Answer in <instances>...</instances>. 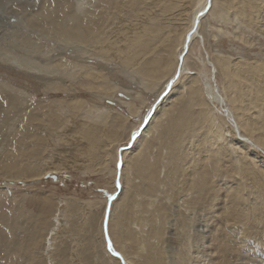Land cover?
Here are the masks:
<instances>
[{"label":"bare ground","instance_id":"6f19581e","mask_svg":"<svg viewBox=\"0 0 264 264\" xmlns=\"http://www.w3.org/2000/svg\"><path fill=\"white\" fill-rule=\"evenodd\" d=\"M186 1L0 0V146L6 142L7 149L10 144L9 155L0 162V179L6 185L34 186L47 174L59 173L60 165L54 164L33 171L27 157L45 150V159H54L49 150L65 141L69 125L79 117L96 121L115 138L118 131L128 130L124 144L118 138L104 141L100 156L107 164L113 144L115 162H120L117 181L112 182L120 193L111 203L102 200L95 239L88 233L89 248L103 264L264 263L259 261L264 249V0H239L235 19L229 16L227 0ZM158 6L163 9L151 17ZM158 18L168 23L159 27ZM234 20L240 30L237 37L252 57L238 52L232 59L219 47L220 27ZM242 31L256 39H245ZM196 41L204 57L198 53L197 64L189 66V56L198 50ZM117 72L129 79L131 89L111 82ZM13 75L23 84L17 85ZM121 90L129 101L117 103L126 114L109 106L97 108V100H114ZM172 94L179 108L167 134L157 116ZM40 97L45 104L36 101ZM150 98L154 102L149 106ZM155 123L153 140L159 148L170 147L161 155L173 157L162 158L161 178L146 155L150 146H143V157L134 159V167L148 177L150 193L158 197L159 206L149 211L155 215L159 210L163 217L155 226L149 215L142 220L134 230L143 233L151 227L144 236L133 233L125 215L115 209L124 190L127 155ZM196 129L206 131L203 140L211 136L204 148L209 158L186 174L176 162L183 156V137ZM134 133L138 137L127 149ZM255 173L261 187L247 188L248 175ZM51 195L44 193L40 211L29 217L26 197L15 193L11 211L0 217L7 232L0 241L8 252L22 253L24 264H45L63 212L57 208L52 214ZM255 215L261 220L256 222ZM85 218L91 229L92 213ZM253 229L259 236L250 243ZM109 240L119 257L108 250ZM8 252L3 256L17 264Z\"/></svg>","mask_w":264,"mask_h":264},{"label":"rangeland","instance_id":"374dc122","mask_svg":"<svg viewBox=\"0 0 264 264\" xmlns=\"http://www.w3.org/2000/svg\"><path fill=\"white\" fill-rule=\"evenodd\" d=\"M218 1L222 2L221 0ZM238 1L239 0L226 1L227 2L226 6L229 7V11H228L229 16H231L234 19H235V17L233 16L234 11L238 10L241 6ZM186 2L189 3V0H187ZM162 9H163L162 6L155 7L151 17L155 16V13L159 14V12H161ZM159 21L162 23L159 27H163L166 25L165 23H168L166 20H162V19H159ZM236 24L237 22L234 20V21H230L229 25L227 24L225 26L223 25L220 27L222 38H220L219 47L223 51V53L227 54L232 59L237 58L238 52L239 53L243 52L244 54L247 55V57L248 56L252 57L251 53L244 51L245 45L237 37L240 30ZM243 28L244 27H242V29ZM242 32H243L242 35H244L245 39H249L250 36H251L250 39L252 40L256 39L254 34L250 33L249 35L248 31L245 32L242 31ZM201 37L203 38L202 34ZM196 47L198 50H194L193 53L188 58L189 66L194 65V63L197 64L196 55H198V53L199 54L201 53L200 58L204 57L200 45H198L197 41H196ZM254 51H256V48H254ZM206 69L209 68L206 67ZM186 70L192 74L191 76H196L195 72H191L189 69ZM0 73H4V72L0 70ZM183 75L186 76L187 73ZM110 78H111V82H113L115 86L119 88L121 87L123 88V90L127 88L131 89L133 87L132 85L129 84L128 81L129 79L126 78L122 73L118 74L117 72V74L111 75ZM11 79L17 85L23 84L22 83L23 79L19 75L18 76L13 75ZM217 85L220 86L218 81H217ZM220 89L222 95L225 97V94L223 93L221 87ZM123 90H121L122 92L121 91L117 92L114 100H100V101L97 100L98 103L97 108L101 110V107L109 106L112 109H116L117 111L122 112L123 108L120 105H118L117 100L118 101L123 100L126 102L129 101V98L124 95ZM44 99H45L44 97L43 98L40 97L36 99V101L43 102ZM177 99H178L177 95L172 94L167 99V101L163 103L161 113H159L157 116L159 123H161V125L163 124L166 126L169 125L163 128V131L165 133L168 127H170L173 124L175 125L176 123V116H177L176 113L179 108V105H176ZM153 102L154 100L150 98L149 106L152 105ZM43 104H45V102H43ZM147 106L144 108L142 115L147 112ZM229 110L232 111L230 108ZM163 111H166V115L161 116L162 113H164ZM124 114H126V111L124 112ZM156 125L158 124L156 123L153 124V128L151 129L150 133H148L147 136L143 138L141 144L133 148L130 151V153H128L127 155L126 160L128 164L126 168L125 181L123 182L124 190H123V194L120 196V200L118 201V206L115 209L117 215L119 212H122L125 215V220L128 223L133 233L141 234L144 236L148 234L147 229L151 227L148 226V228H146L143 233L141 231L139 233L135 231L136 227L140 226L142 220H149V216H150V219L152 222L154 221V226H155V223L160 222L163 217L161 214L157 213L159 212V210L155 212V215L154 213H151L149 211V210L153 211L154 208L159 206L158 197H155L156 196L155 194L152 195V193H150L151 191L149 190L148 177L144 174H141L142 172L139 173V169L134 167V162L136 161L134 159H136L137 156L143 157V151L145 147L150 146L151 147L149 148L150 151L147 152L146 155L148 158H150L149 163L151 165L155 162L153 166L155 165L154 167H156L155 168L156 174L161 178L164 175L163 173L159 174L162 166V158L166 159V161H169L170 158L173 157V155L172 156L169 155L168 152L164 155H161L160 151L166 150L167 148L170 149V147L166 145L167 147L163 146L165 147L164 149L159 148V145L157 146V144L153 140L152 136H154L153 133L157 128ZM195 133L200 137L198 138L193 136V134ZM205 133L206 131L204 129L203 130L196 129V131L193 132L192 134H190L189 131L183 137L184 140H182L179 150V152H182L183 156L180 158V161L176 162V164L177 165L180 164L183 167V170L185 171L186 174L189 173L192 169L201 166L203 163H205V160L209 158L207 154L204 152V148L207 147V144L205 143L208 139L211 140V136H208L206 140L201 139V137H203ZM65 135H66L65 141L61 142L59 147H56L53 150H49L48 152V155L52 156V158L54 159H48V158L45 159V150L43 153L42 151L41 152L39 151L38 154L27 157V159L30 160V162L33 161V166H32L33 171H39L45 168L46 166L54 164V165H60L59 173H54L53 175L47 174L42 181L43 183L41 184L37 183L34 184V186L31 184H20V182H18L15 185L9 183L6 185L5 184L6 182L0 179V217L4 215H8L9 211H11V206H12L11 196L15 193L18 196L21 195L23 197H26L27 202L25 203V206L27 207L29 217L30 216L32 217L33 215L37 214L40 211L41 208L39 203L40 201H42L43 199L42 197L44 193H45V197H48V195L50 196V194H55L54 196L51 195L53 199L52 202L54 204L52 214H54L57 208L63 212L61 213V216L59 218L60 224L58 226V229L57 231H55V234L51 239L52 241H50L48 244L50 245V248L47 250L48 253L45 254V264H103L98 259L97 254L95 255L93 252H91L89 248L90 246H89L88 233L89 231H91L92 232L91 237L93 236L96 237L98 233V226L100 227V223H99L100 220H98V215L101 213V210L103 208L102 200L107 199V201L111 203L113 199H115L119 195L120 190L116 186V182L115 184L113 183L112 185V182L114 181L113 179H116L117 181V173H118V168H117L118 163L116 164L115 162L114 149H113L115 148L114 147L115 145L112 144L110 147L107 164L103 163V161L100 159V156L104 141L110 142L108 139L115 140L117 138L119 139V141L122 138L125 139L128 135V130L126 129L124 131L123 130L118 131L116 133V135L118 136L117 138H115L114 134L104 131L103 128L101 129L100 126L96 124V121L87 120L85 117H79L74 121L73 125H69ZM137 137H135L134 140ZM178 137H176L175 135L173 141L174 140L177 141ZM191 140L193 141L192 146L190 144ZM121 141H123V139ZM125 141L121 142V144H124ZM168 141L171 142L170 139ZM5 143L6 142L3 143V146L1 145L2 147L0 146V162H4L2 156L6 158V156L9 155L7 149H9L10 144H8L6 149V146H4ZM212 143H211V148L215 149ZM163 145L165 144L163 143ZM131 146L127 145L126 148L129 149L131 148ZM143 146H145L144 149ZM126 148H124V150ZM121 149L123 151V148ZM36 156H39L41 158H38ZM158 159L161 163L158 161ZM225 160H227V158H225ZM23 163H25V161H23ZM139 163L140 162H138V164ZM223 164L225 165L224 158H223ZM114 170H115V176H114ZM165 170H166V166L163 167L162 172H165ZM247 179H248L246 180L247 188L248 185L250 186L254 185L256 189L257 186L258 188L261 187L260 186L261 181L258 183V175L256 173L255 175L254 174L248 175ZM109 193H112L111 201H109L108 199L110 196ZM246 193L250 194L251 192L247 190ZM60 201L62 202L60 203ZM89 201L93 202V205L91 204L90 206H88ZM57 204L59 206H57ZM46 206L47 205L45 201V210H46ZM88 212L92 213V220L90 225L92 226L91 229H89L87 220L85 218L86 215H88ZM165 215H168V212L165 213ZM255 220L256 222L257 220L260 221L261 215H255ZM8 221H10V218ZM3 230L4 229L1 228L0 225L1 240H2L1 236H3L4 234L7 236V232H4ZM254 232H255L254 229L252 231L249 230L248 236L250 237L249 240L250 243H252L253 240H256V236L258 235L257 233ZM94 237L92 239H95ZM3 242L4 241H0V264H15L14 262H11V258L9 257L5 258V256H3V253L7 254L8 252L7 249H9L7 245ZM17 243L20 246L19 241H17ZM3 246L6 248V250L4 249ZM261 252H260L261 259H259L260 262L264 261L262 260L264 259V249H261ZM8 253L11 256H15L17 258V264L25 263V257L21 256L22 253L20 255L19 254L17 255V253L14 250ZM113 259H115V257ZM254 259H256V257L253 258V260ZM260 264H264V263H260Z\"/></svg>","mask_w":264,"mask_h":264},{"label":"snow or ice","instance_id":"6c2138e0","mask_svg":"<svg viewBox=\"0 0 264 264\" xmlns=\"http://www.w3.org/2000/svg\"><path fill=\"white\" fill-rule=\"evenodd\" d=\"M135 133L133 134V138H135ZM111 199V198H110ZM108 250L110 251V252H112V254L113 255H115V256H117V257H119L120 256V253L119 252H117V251H115V249L113 248V246H112V243H111V240H109V242H108ZM121 259H122V257H121Z\"/></svg>","mask_w":264,"mask_h":264},{"label":"water","instance_id":"95a60500","mask_svg":"<svg viewBox=\"0 0 264 264\" xmlns=\"http://www.w3.org/2000/svg\"><path fill=\"white\" fill-rule=\"evenodd\" d=\"M180 60H182V57H180ZM145 122H146V120H145ZM133 140H134V138H132L131 139V142H130V144H129V146H131V144H132V142H133ZM124 149V148H123ZM122 150V149H121ZM117 167L119 168L120 167V162H118V164H117ZM116 184H117V182H116ZM111 198V199H110ZM109 201H111L112 200V197L111 196H109Z\"/></svg>","mask_w":264,"mask_h":264}]
</instances>
